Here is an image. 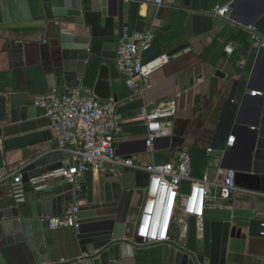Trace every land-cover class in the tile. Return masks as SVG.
<instances>
[{"label": "water", "instance_id": "1", "mask_svg": "<svg viewBox=\"0 0 264 264\" xmlns=\"http://www.w3.org/2000/svg\"><path fill=\"white\" fill-rule=\"evenodd\" d=\"M119 1L0 0V6L5 23H26L35 19L39 27L52 34L57 55L46 77L50 89L80 88L88 68L99 64L92 92L100 100L116 102V96L110 93L108 74L117 57L115 34L119 28L116 21ZM228 1L220 0L218 7ZM122 5L126 9L128 0ZM263 14L264 0H237L231 4L227 18L244 29L254 25ZM145 25L139 18L135 32L144 33ZM23 47L22 42H10V68L22 67ZM236 87L234 83L226 103L232 104V131L225 137L223 147L211 149L209 156L220 160L221 169L236 172L237 187L264 194L263 47L258 48L239 101L234 100ZM253 90L257 97H251ZM34 103V97L23 88L14 85L0 90V161L10 153H22L18 172L25 193L23 203H16L12 196L0 197V264H16L12 247L19 244L28 248L30 264H59L61 242H56L49 230V220L54 218L52 208L75 201L79 227L74 230L73 238L78 255L61 264H246L240 247L229 238L230 230L243 227L249 237L264 239L260 236L264 221L235 215L233 209L207 208L200 240L187 239L180 243L170 239L141 245L142 240L135 237V228L149 176L125 166H116L100 175L96 190L92 185L88 190L84 178H77L75 183L57 179L61 184L37 190L39 184H32L31 180L60 169L69 155L59 152L57 143H50L35 156L31 154V148L47 145L50 135L45 127L25 130L24 126L34 117L45 115V109L35 107ZM172 131V137L153 143L156 148L157 142H163V149L170 158L182 148L185 132L176 125ZM123 140L120 135L114 139L116 156L120 155L118 148ZM139 140L128 143V153L123 160L130 159L131 154L146 152V135ZM229 142L234 147H228ZM130 147H134L133 150ZM55 183L53 179L50 184ZM76 186L80 189L76 190Z\"/></svg>", "mask_w": 264, "mask_h": 264}, {"label": "crops", "instance_id": "2", "mask_svg": "<svg viewBox=\"0 0 264 264\" xmlns=\"http://www.w3.org/2000/svg\"><path fill=\"white\" fill-rule=\"evenodd\" d=\"M139 1L141 2L128 0L126 9L122 5L124 0L118 2L116 21L119 28L115 35L117 36L124 26L135 31L136 22L142 18L146 23L145 32L152 30L154 33L151 47L142 54V60L148 62L165 55L168 61L133 91L126 87L124 79L118 74L115 61L110 65V93L116 96L114 102L121 122V131L117 136L120 135L124 139L118 148V157H126L128 143L131 145L139 142V139L146 135L144 125L138 120L139 109L144 104L154 106L166 100L176 99L177 114L172 119L171 127L176 125L179 130L185 131L181 149L187 151L191 157V176L194 179L206 177L212 181L217 170L221 168L220 160L209 156V152L213 148L221 149L225 137L232 131V104H226L227 99L234 83H237L234 100L241 99L259 47L254 45L248 31L229 19H220L213 15L220 0H161L160 5L150 0ZM244 17H247V14H244ZM254 26L264 38V14ZM11 41L24 44L21 60L23 65L20 68H10L8 49ZM228 46L233 49L231 54L225 51ZM178 49L181 50L171 55ZM56 55V44L49 31L39 27L35 19L26 23H5L0 6V90L15 85L32 95L35 101L45 96L53 90L48 87L46 77ZM98 65L88 68L86 75L81 79V88L93 91L98 76ZM251 97H257L255 90L252 91ZM41 127L48 129L49 141L44 147L31 148L30 152L34 156L46 150L50 143H56L50 121L45 115L34 117L24 126L25 130ZM14 132L17 133L18 130ZM227 146L234 147L229 143ZM155 147L149 151L146 149L145 153L131 154L130 160L140 165H150L174 159L168 157V151L163 149V142H157ZM133 148L130 147L131 150ZM6 156L5 160L0 161L2 198L11 196V175L19 171L22 153L13 152ZM105 168L108 170L109 166L105 165ZM99 176L97 171H89L82 177L88 190L91 185L96 190ZM53 179L50 174H46L38 186L49 189L61 184L57 179L54 185L50 184ZM188 190L189 183L183 182L181 194L187 193ZM244 190L245 192H233L228 200H216L210 208L233 209L235 215L263 221L264 194ZM74 204L77 205V201L54 205L53 217L62 216L64 211ZM52 232L54 240L61 242L58 259L68 260L78 255L73 229L59 228ZM171 237L180 243L187 239L195 242L201 239V233L197 231L195 221L188 219L186 232L174 230ZM229 238L233 244L240 247L246 264H264V239L249 237L243 227H233ZM12 251L16 264H30L31 254L26 245L13 246Z\"/></svg>", "mask_w": 264, "mask_h": 264}, {"label": "built area", "instance_id": "3", "mask_svg": "<svg viewBox=\"0 0 264 264\" xmlns=\"http://www.w3.org/2000/svg\"><path fill=\"white\" fill-rule=\"evenodd\" d=\"M216 7L213 15L220 19H228L227 13L232 3ZM157 5L161 0H154ZM251 35L255 46L264 48L262 38L254 25L244 27ZM154 33L148 30L137 33L124 26L115 38L118 74L124 79L126 87L133 91L138 84L145 83L148 77L167 63L168 57L163 55L148 62L142 60V54L153 42ZM231 54V47L225 48ZM260 95V94H258ZM35 107L45 109V116L50 121L57 143V150L69 155L60 169L50 174L54 179H63L67 183H75L89 171H97L103 175L116 166H125L148 174L145 198L136 222L135 237L142 240L141 245L162 243L173 239L174 230L186 232V221L193 219L197 231L204 228V211L212 207L216 200H228L233 192H245L235 185L236 172L218 169L214 180L206 177L194 179L191 176V157L183 149H177L174 159L162 164L140 165L130 159H120L115 153L114 139L121 131V122L117 115L116 104L110 99L101 101L92 90L75 88L66 91L51 90L37 99ZM177 114L176 99L166 100L154 106L144 104L138 112V120L146 130L145 147L149 151L156 140L172 137V119ZM232 145V142H229ZM210 151V150H209ZM40 179L31 180L32 184L40 183ZM189 183V190L181 194V184ZM44 189L39 186L37 190ZM76 190L80 188L75 187ZM10 194L16 203L25 201L24 185L19 172L11 175ZM78 206L71 205L58 218L49 220V230L79 227ZM264 221V220H263ZM264 229V222L261 224ZM264 237V231L260 232ZM79 259V257H77ZM67 260L61 259V264Z\"/></svg>", "mask_w": 264, "mask_h": 264}]
</instances>
